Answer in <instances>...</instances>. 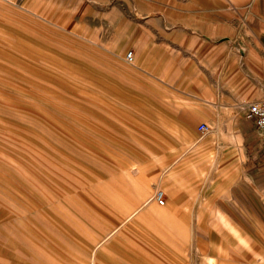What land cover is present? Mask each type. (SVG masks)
Here are the masks:
<instances>
[{"label": "rangeland", "instance_id": "374dc122", "mask_svg": "<svg viewBox=\"0 0 264 264\" xmlns=\"http://www.w3.org/2000/svg\"><path fill=\"white\" fill-rule=\"evenodd\" d=\"M222 4L0 0V264H197L190 226L146 203L197 155L162 128L176 92L207 57L254 60Z\"/></svg>", "mask_w": 264, "mask_h": 264}, {"label": "crops", "instance_id": "0c3cea01", "mask_svg": "<svg viewBox=\"0 0 264 264\" xmlns=\"http://www.w3.org/2000/svg\"><path fill=\"white\" fill-rule=\"evenodd\" d=\"M221 2L225 14L242 12L244 25L232 32L255 36L254 60L231 66L207 57L191 87L176 92L180 107L162 128L187 131L189 145L197 135V155L174 161L159 181L168 218L174 216L169 224L191 228L197 264H264V137L246 118L247 105L264 102V0ZM216 32L231 31L226 23ZM201 124L209 128L204 135Z\"/></svg>", "mask_w": 264, "mask_h": 264}, {"label": "built area", "instance_id": "2783aa9c", "mask_svg": "<svg viewBox=\"0 0 264 264\" xmlns=\"http://www.w3.org/2000/svg\"><path fill=\"white\" fill-rule=\"evenodd\" d=\"M126 60L127 62H132V53L126 55ZM246 118L254 123L255 128L264 137V102H254L247 105ZM208 130L209 128L206 124H201L198 127V133L201 135L206 134ZM155 200L160 206H163L165 203L163 194L160 191L156 193Z\"/></svg>", "mask_w": 264, "mask_h": 264}, {"label": "bare ground", "instance_id": "6f19581e", "mask_svg": "<svg viewBox=\"0 0 264 264\" xmlns=\"http://www.w3.org/2000/svg\"><path fill=\"white\" fill-rule=\"evenodd\" d=\"M162 193V192H161ZM163 194V193H162ZM156 195V194H155ZM155 199V196H154V198H153V200L151 199V201H148L147 203H146V207H147V213H150V214H158L159 215V211L160 210H162V207L164 206H160L157 202H156V200H154ZM153 201H155L156 203H157V205H158V207L157 206H155V205H153V204H151ZM165 204V203H164ZM138 213H139V211H135L133 214H131L128 218H126V222H128V221H130L132 218H134L135 216H137L138 215ZM112 235H110L106 240H108V239H110V237H111Z\"/></svg>", "mask_w": 264, "mask_h": 264}]
</instances>
